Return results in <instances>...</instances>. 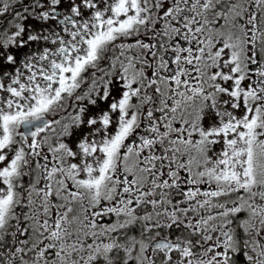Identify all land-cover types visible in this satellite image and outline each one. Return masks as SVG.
Masks as SVG:
<instances>
[{
    "label": "snow or ice",
    "instance_id": "1",
    "mask_svg": "<svg viewBox=\"0 0 264 264\" xmlns=\"http://www.w3.org/2000/svg\"><path fill=\"white\" fill-rule=\"evenodd\" d=\"M0 264H264V0H0Z\"/></svg>",
    "mask_w": 264,
    "mask_h": 264
}]
</instances>
